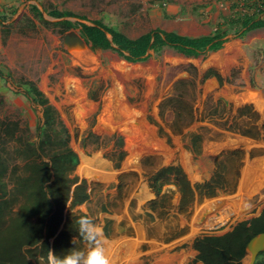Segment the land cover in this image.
Listing matches in <instances>:
<instances>
[{"label":"rangeland","instance_id":"obj_1","mask_svg":"<svg viewBox=\"0 0 264 264\" xmlns=\"http://www.w3.org/2000/svg\"><path fill=\"white\" fill-rule=\"evenodd\" d=\"M237 5L238 0H0L5 17L0 22V264L9 263L12 245L38 242L37 190L45 176L41 164L50 159L64 176L86 181L89 198L73 211L103 228L110 264H201L191 246L194 238L221 235L260 214L264 29L243 38L230 33L221 49L196 58L164 49L129 63L111 50L67 49L64 35L79 34V27L66 28L47 14L71 11L85 18H65L71 23L101 20L129 38L155 28L200 36ZM209 69L220 82L202 80ZM171 98L181 104L179 133L172 126ZM194 135L201 141L198 153L191 150ZM220 163L226 166L224 190L211 198L196 194L184 210L173 174L162 176L158 194L150 187L153 174L176 166L191 185L202 184ZM209 217L219 223L211 226Z\"/></svg>","mask_w":264,"mask_h":264},{"label":"trees","instance_id":"obj_2","mask_svg":"<svg viewBox=\"0 0 264 264\" xmlns=\"http://www.w3.org/2000/svg\"><path fill=\"white\" fill-rule=\"evenodd\" d=\"M238 6V5H237ZM246 12H241L239 7L223 20L221 24L207 35L186 36L173 31H164L155 28L136 38H129L118 29L105 25L101 20L90 21V24L71 23L65 18H77L84 20L82 16L71 11H48V16L54 19H61L59 23L66 28L79 27V35L88 43L91 50H111L119 57L129 63L142 62L152 55H159L164 49H171L175 53L196 58L208 52H215L222 48L226 36L232 33L237 38H243L248 32L256 29H264V0H245L243 3ZM31 10L34 15L40 17L41 13L36 6ZM5 17L0 15V22ZM3 38L7 36V31ZM151 53V54H150ZM216 78L221 81L220 76L209 69L202 80ZM174 110V123L172 126L181 131L178 123L180 118L181 104L176 98L168 99ZM164 106L160 105V115ZM157 126V134L169 136L162 127L154 121ZM200 137L194 135L191 139V150L199 152ZM119 149L122 146L121 137H117ZM123 158V151H119L118 160ZM45 176L39 181L37 197L39 218L36 231L38 242L30 246H22L20 243L12 245L9 249L7 264H37L41 256H47L49 249L57 256H63L72 249H83L84 241L79 237L77 220L86 214L74 212L73 209L85 203L89 198L88 187L85 180L78 177L64 176L54 159L50 164H41ZM226 166L218 164L217 170L211 178L202 184L191 185L180 166L159 170L150 177V187L158 194L160 192V180L165 174H173L178 180L182 199L180 209L184 210L190 205L196 194L202 197L211 198L219 191L224 190L223 172ZM61 227V228H60ZM60 228V229H59ZM264 232V207L260 214L249 220L236 223L230 231L221 235H200L192 241V249L196 251L195 260L201 264H242L245 255V245L255 235ZM50 239L52 241L50 242ZM254 264H264V252L259 253Z\"/></svg>","mask_w":264,"mask_h":264},{"label":"clouds","instance_id":"obj_3","mask_svg":"<svg viewBox=\"0 0 264 264\" xmlns=\"http://www.w3.org/2000/svg\"><path fill=\"white\" fill-rule=\"evenodd\" d=\"M77 225L79 237L84 241L85 247L74 248L62 257L49 249L46 256L47 264H110L103 228L87 215L81 216L77 220ZM39 264H45V257L39 258Z\"/></svg>","mask_w":264,"mask_h":264},{"label":"water","instance_id":"obj_4","mask_svg":"<svg viewBox=\"0 0 264 264\" xmlns=\"http://www.w3.org/2000/svg\"><path fill=\"white\" fill-rule=\"evenodd\" d=\"M63 44L70 49L72 44L79 47H90V43L86 42L78 33L70 31L64 35ZM61 228V227H60ZM59 228V229H60ZM52 239H50V242ZM264 252V232L253 236L245 245V255L242 258V264H254L259 253Z\"/></svg>","mask_w":264,"mask_h":264},{"label":"bare ground","instance_id":"obj_5","mask_svg":"<svg viewBox=\"0 0 264 264\" xmlns=\"http://www.w3.org/2000/svg\"><path fill=\"white\" fill-rule=\"evenodd\" d=\"M73 47H79V46L76 45V44H72V45L70 46V48H73ZM81 48H84V47H81ZM208 222H209V224H210L211 226H215L217 223H219V222H216L215 219H213V217H209V218H208Z\"/></svg>","mask_w":264,"mask_h":264},{"label":"built area","instance_id":"obj_6","mask_svg":"<svg viewBox=\"0 0 264 264\" xmlns=\"http://www.w3.org/2000/svg\"><path fill=\"white\" fill-rule=\"evenodd\" d=\"M245 2V0H238V4H239V10L241 11V12H246L247 10H246V8H244V6H243V3Z\"/></svg>","mask_w":264,"mask_h":264}]
</instances>
